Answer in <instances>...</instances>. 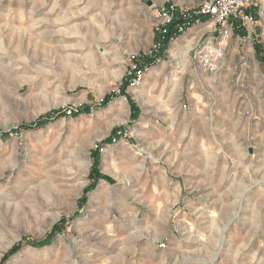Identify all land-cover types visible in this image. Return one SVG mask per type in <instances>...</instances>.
<instances>
[{
	"label": "rangeland",
	"instance_id": "obj_1",
	"mask_svg": "<svg viewBox=\"0 0 264 264\" xmlns=\"http://www.w3.org/2000/svg\"><path fill=\"white\" fill-rule=\"evenodd\" d=\"M202 1L0 0V264H264V0L218 72L208 19L136 78Z\"/></svg>",
	"mask_w": 264,
	"mask_h": 264
},
{
	"label": "built area",
	"instance_id": "obj_2",
	"mask_svg": "<svg viewBox=\"0 0 264 264\" xmlns=\"http://www.w3.org/2000/svg\"><path fill=\"white\" fill-rule=\"evenodd\" d=\"M260 0H203L198 16H206L219 27L220 40L215 44H207L196 52L195 58L201 70L216 73L220 70L221 61L232 31H246L251 33L256 23L253 13L244 10L247 6L256 5ZM170 10V9H169ZM172 11V10H171ZM164 10V21L170 24L173 14ZM183 31V29H181ZM143 70L138 71V76ZM138 80L140 77H136ZM135 82V80L133 81Z\"/></svg>",
	"mask_w": 264,
	"mask_h": 264
},
{
	"label": "trees",
	"instance_id": "obj_3",
	"mask_svg": "<svg viewBox=\"0 0 264 264\" xmlns=\"http://www.w3.org/2000/svg\"><path fill=\"white\" fill-rule=\"evenodd\" d=\"M252 13V12H251ZM255 18L257 19V13H253ZM209 17L206 16H187V15H181L179 13H175L174 14V18L172 20V22L170 24H168L164 29L163 32H161V38L159 40V50L155 52V54L152 57L147 58V60L142 64V66L140 67V70H146V68H148V66H150L151 63H154L156 61V58H158V56H162L164 54V52L166 51V48L168 47L169 43L171 42V40L173 38L179 37L183 34V32L188 29L189 27L193 26L195 23H197L198 21H206L208 20ZM181 29H183V31H181ZM242 33L243 35L247 34L246 31H238V33ZM160 36V35H159ZM163 57V56H162ZM134 81V80H133ZM128 82L126 84V86L124 87V91L123 93H126V88L127 86H129V84H132V82ZM89 110L87 108H84L82 110H80L81 112H88ZM79 113H77L76 115H78ZM60 116H66V114L63 112H55L53 114L48 115L47 117H44L42 119H40L39 121L33 123V124H29V125H23L22 128L25 130H34V129H38V128H42L44 127L48 122H50L51 120L58 118ZM95 161L96 164L94 165L93 168V172L91 174V178L93 180H96V182L99 179H106L105 176L101 175L99 173L98 170V155L95 156ZM93 188V187H92ZM91 188V189H92ZM56 229V228H55ZM55 231V230H54ZM52 243V236L50 235L45 241L43 242H39V243H32L30 242V244H32L33 246L36 247H44L46 245H49ZM20 250V246H15L13 249H11L6 257L4 258V261L9 258L10 256L14 255L15 253H17Z\"/></svg>",
	"mask_w": 264,
	"mask_h": 264
}]
</instances>
